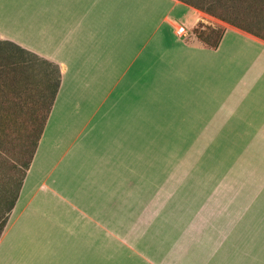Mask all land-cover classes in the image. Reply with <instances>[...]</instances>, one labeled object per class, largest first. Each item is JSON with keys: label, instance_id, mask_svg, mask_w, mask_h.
I'll use <instances>...</instances> for the list:
<instances>
[{"label": "crops", "instance_id": "crops-1", "mask_svg": "<svg viewBox=\"0 0 264 264\" xmlns=\"http://www.w3.org/2000/svg\"><path fill=\"white\" fill-rule=\"evenodd\" d=\"M206 17L179 0H0V44L53 63L60 75L0 249L7 248L11 218L60 105L74 113L54 117L53 149L70 158L73 184L70 189L61 178L65 163L56 173L54 166L52 229L58 245L93 221L108 238L110 225H121L126 212L131 224L113 235L148 239L144 253L152 252L151 239H172L158 244L174 253L211 229L224 238L215 243L217 253L230 241L239 245L238 227L264 206V36L228 24L213 48L194 35L198 25L209 24ZM179 26L187 38L176 35ZM224 145L227 171L260 176L258 192L227 181L231 195L222 197L224 184L205 159L219 155L222 146L227 150ZM222 199L230 206L224 208L229 220H222ZM260 235L264 239V231ZM259 244L255 253L264 254V241ZM206 247L213 246L208 241ZM14 248L11 238L9 263L45 264L38 244L19 254Z\"/></svg>", "mask_w": 264, "mask_h": 264}, {"label": "rangeland", "instance_id": "rangeland-1", "mask_svg": "<svg viewBox=\"0 0 264 264\" xmlns=\"http://www.w3.org/2000/svg\"><path fill=\"white\" fill-rule=\"evenodd\" d=\"M188 1L201 7L200 11L209 16L206 17L209 24L205 25V29H200L198 26L194 29L196 37L198 31L208 33L206 39L197 37L206 45L215 44L228 24L264 36V0L257 4H249L246 0ZM164 34L169 42L174 39L166 29H164ZM49 77H54L51 70L42 62L37 61L34 55L21 52L19 47L0 44V226L6 218L9 205L18 196L26 168L30 165L52 109L50 103L51 105L53 103L50 95L55 85V78L51 83ZM80 86L82 85L80 84L77 89L82 88ZM49 106L51 109L47 112ZM60 107L66 109L64 105L57 106L55 114L51 116L45 138L34 158L31 173L26 179L16 214L11 218L5 243L7 248L5 249L4 246L0 249V264H11L6 258V255L11 253V249H8L11 238L15 242L14 250L18 254L25 247H36L38 244V247L45 252V264H160L164 260L165 264H260L264 261V254L255 253V249H261L259 243L264 241L260 235L264 231V206L261 208L262 211H254L256 219L254 215L252 221H244L238 227L240 230L237 238L239 245H231L230 241V244L223 247L219 253H217L218 249L214 250V246L216 243L215 247H217L224 238L217 235L215 229L209 230V233L199 241L189 242L190 246L187 248L183 246L174 253H164L166 249L171 248L164 245H169L172 239L159 237L151 239L152 252L144 253L148 249V239L142 237L117 238L113 235L117 232L123 233L128 229L132 213L127 212L126 219L121 225L119 223L110 225L113 232H110L108 238L101 237L100 223L93 221L90 224L91 227L87 224V230L78 229L76 237H61L58 245L59 239L53 237L52 229L54 166H56V173L65 163V174L61 178L65 177L64 185L71 183L70 189L73 184L72 181L70 182L71 169L66 161L67 159L70 161V158L62 157L59 148L53 149L55 146L52 141L53 119L54 117L68 118L65 114L67 109L61 110ZM81 112L83 113V110ZM66 113L71 116L74 111L68 110ZM45 115L42 131L37 135L33 127L39 125L43 120L42 116L45 117ZM224 146L227 147V145ZM228 152V147L226 150L223 146L219 155H214L215 158L207 152L210 157L205 159L206 166L209 164L215 166L211 169L217 171L215 175L222 185L227 181H237L242 185L246 183L244 186L254 190L261 184L260 176L245 172L243 169H241L242 174L238 176H234L233 172L229 173L226 166L222 164L223 162L228 163V158L224 157ZM239 163L238 161L237 165ZM205 177L209 179L212 175L206 173ZM221 188L222 197L231 195L226 184ZM66 194L68 195L69 192L67 191ZM223 200L222 220L224 216L226 217L225 209L230 210V206H227ZM257 214L262 216V219H259ZM229 219L228 215L225 220ZM54 240L57 241L56 245H54ZM158 240L164 241L165 244L159 245ZM130 241V245L133 246L127 244ZM208 241L213 247H206Z\"/></svg>", "mask_w": 264, "mask_h": 264}, {"label": "trees", "instance_id": "trees-1", "mask_svg": "<svg viewBox=\"0 0 264 264\" xmlns=\"http://www.w3.org/2000/svg\"><path fill=\"white\" fill-rule=\"evenodd\" d=\"M179 1H181V2H183V3H185V4H187V5H189V6H192V7H194V8H196V9H199V10H201L202 8L201 7H198L197 5H195V4H192L190 1H188V0H179ZM237 1H240V0H237ZM249 4H257V3H259V2H262L261 0H246ZM238 27V26H237ZM205 29V28H204ZM247 32H250V31H248V30H246ZM250 33H252V34H255V33H253V32H250ZM222 35V34H221ZM207 36H208V33L207 32H204V31H198L197 32V37H200V39H206L207 38ZM221 37V36H220ZM220 39V38H219ZM219 39H218V41L215 43V44H213L211 47H216L217 46V44H218V42H219ZM20 51L21 52H24V53H28V52H26V51H22L21 49H20ZM30 54V53H29ZM35 56V55H34ZM35 58L37 59V61H39V62H42L43 64H45L46 66H47V68L48 69H50L51 70V73L54 75V77H52V78H50L49 77V79H50V82L52 83V80L55 78V81H54V88L52 89V92H51V95H50V100H51V102L53 103V100H54V98H55V96H56V93H57V90H58V87H59V83H60V75H59V71H58V68H57V66H55L53 63H50V62H47V61H43V60H40L38 57H36L35 56ZM50 106H52L51 105V103H50ZM50 106H49V108L47 109V112H49L50 111ZM44 115V114H43ZM43 117V120L40 122V124L39 125H36L35 127H33V130H35L36 131V133H37V135L38 134H40V132L42 131V127H43V124H44V119H46V115H45V117L44 116H42ZM31 130H32V128H31ZM29 166H27V168H28ZM26 168V169H27ZM16 198H17V196H16ZM16 198H15V200H16ZM15 200L13 201V202H11V204L9 205V207H8V210H7V212H6V218L4 219V221L2 222V224H1V226H0V235H1V233H2V231H3V229H4V227H5V225H6V222H7V215L10 213V211H11V209L13 208V206H14V203H15Z\"/></svg>", "mask_w": 264, "mask_h": 264}, {"label": "built area", "instance_id": "built-area-1", "mask_svg": "<svg viewBox=\"0 0 264 264\" xmlns=\"http://www.w3.org/2000/svg\"><path fill=\"white\" fill-rule=\"evenodd\" d=\"M198 27L200 29H204L205 28V25H198ZM189 32L186 31V29L183 27V26H179L177 29H176V35L178 37H181V38H187Z\"/></svg>", "mask_w": 264, "mask_h": 264}, {"label": "bare ground", "instance_id": "bare-ground-1", "mask_svg": "<svg viewBox=\"0 0 264 264\" xmlns=\"http://www.w3.org/2000/svg\"><path fill=\"white\" fill-rule=\"evenodd\" d=\"M33 187V186H32ZM26 193V192H25Z\"/></svg>", "mask_w": 264, "mask_h": 264}]
</instances>
